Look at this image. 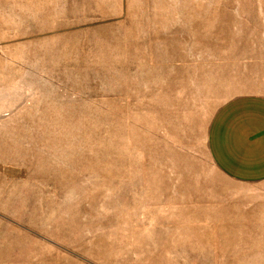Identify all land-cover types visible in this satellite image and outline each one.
<instances>
[{"label":"rangeland","instance_id":"374dc122","mask_svg":"<svg viewBox=\"0 0 264 264\" xmlns=\"http://www.w3.org/2000/svg\"><path fill=\"white\" fill-rule=\"evenodd\" d=\"M254 50L264 0H0V264H264L207 149Z\"/></svg>","mask_w":264,"mask_h":264},{"label":"crops","instance_id":"0c3cea01","mask_svg":"<svg viewBox=\"0 0 264 264\" xmlns=\"http://www.w3.org/2000/svg\"><path fill=\"white\" fill-rule=\"evenodd\" d=\"M252 55L242 67L249 73L230 81L233 97L214 115L207 149L228 186H236L235 221L243 237L264 239V54Z\"/></svg>","mask_w":264,"mask_h":264}]
</instances>
